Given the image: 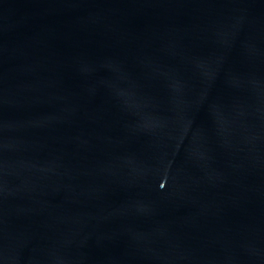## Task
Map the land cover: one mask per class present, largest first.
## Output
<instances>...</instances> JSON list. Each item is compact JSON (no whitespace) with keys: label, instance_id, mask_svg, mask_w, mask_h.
Listing matches in <instances>:
<instances>
[{"label":"water","instance_id":"obj_1","mask_svg":"<svg viewBox=\"0 0 264 264\" xmlns=\"http://www.w3.org/2000/svg\"><path fill=\"white\" fill-rule=\"evenodd\" d=\"M0 264H264V0H0Z\"/></svg>","mask_w":264,"mask_h":264}]
</instances>
